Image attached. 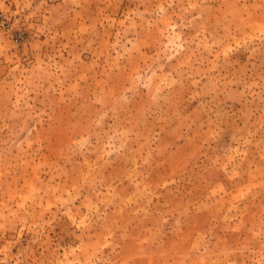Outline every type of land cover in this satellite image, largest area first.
I'll return each instance as SVG.
<instances>
[{
  "label": "rangeland",
  "instance_id": "rangeland-1",
  "mask_svg": "<svg viewBox=\"0 0 264 264\" xmlns=\"http://www.w3.org/2000/svg\"><path fill=\"white\" fill-rule=\"evenodd\" d=\"M0 264H264V0H0Z\"/></svg>",
  "mask_w": 264,
  "mask_h": 264
}]
</instances>
